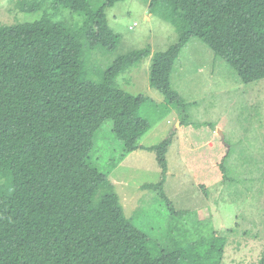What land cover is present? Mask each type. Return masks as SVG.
<instances>
[{"label": "trees", "instance_id": "obj_1", "mask_svg": "<svg viewBox=\"0 0 264 264\" xmlns=\"http://www.w3.org/2000/svg\"><path fill=\"white\" fill-rule=\"evenodd\" d=\"M120 1L93 10L90 0H48L40 20L0 26V173L9 178L0 186V264H220L223 259L224 241L208 246L205 255L190 254L174 236L153 254L148 234L126 217L109 181L111 171L93 165L98 158L92 153L98 130L111 121L123 145L120 161L141 149L155 152L164 178L144 189L161 190L172 139L140 145L149 130L139 114L144 97L118 88L117 77L152 56L151 87L182 105L172 73L182 49L197 38L245 84L263 80L264 0H151V13L176 28L177 42L154 55L142 49L119 57L101 83L84 80V43L51 13L64 8L84 16L83 37L91 47L115 52L119 36L105 10ZM42 9L38 2L22 7ZM160 195L170 203L163 191Z\"/></svg>", "mask_w": 264, "mask_h": 264}, {"label": "rangeland", "instance_id": "obj_2", "mask_svg": "<svg viewBox=\"0 0 264 264\" xmlns=\"http://www.w3.org/2000/svg\"><path fill=\"white\" fill-rule=\"evenodd\" d=\"M46 1L0 0V26L40 20L50 7ZM107 1L90 3L99 10ZM37 2L44 9L22 11L24 5ZM150 4L151 0H124L105 10L109 27L119 36L115 52L91 47L83 37L84 16L64 8L51 13L84 43V80L101 83L119 57L142 49H151L154 55L177 42L176 28L151 13ZM152 58L121 73L116 86L144 97L139 114L148 121L149 130L140 140L143 147L172 139L163 188L144 189L164 178L155 152L146 153V163L140 164L132 154L120 161L123 145L111 121L96 134L92 156L98 159L92 160L93 165L111 171L109 181L126 217L148 234L153 254H159V246L173 242L174 236L178 247L190 254L205 255L208 246L224 241L220 264H260L264 255V79L245 84L229 63L193 38L172 73L179 105L151 87ZM8 181L0 173V186ZM122 191L129 195L127 202ZM162 191L170 203L161 197ZM213 232L225 239H214Z\"/></svg>", "mask_w": 264, "mask_h": 264}, {"label": "crops", "instance_id": "obj_3", "mask_svg": "<svg viewBox=\"0 0 264 264\" xmlns=\"http://www.w3.org/2000/svg\"><path fill=\"white\" fill-rule=\"evenodd\" d=\"M146 19V21H148V17H146L145 18ZM180 126H179V124L177 125V128H179ZM141 145V144H140ZM141 146H143V145H141ZM146 146H144V148H145ZM148 148V147H147ZM145 152V153H144ZM146 153H152V152H150V151H147V150H145V149H141V150H138V151H135L134 153H132V155L130 156V157H132V156H136V157H139L140 158V164H142L143 162L144 163H146L145 161L148 159V155L149 154H147L146 155ZM155 157H156V155H155ZM127 158V157H126ZM129 159V158H128ZM168 173H169V171H168ZM114 183H117L115 180H114ZM122 198L124 199V200H126V202H127V198L129 197V195H127L124 191H122Z\"/></svg>", "mask_w": 264, "mask_h": 264}]
</instances>
